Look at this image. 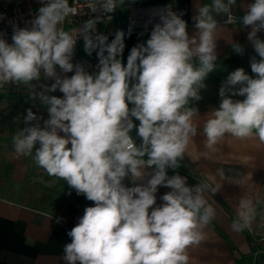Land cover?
Returning a JSON list of instances; mask_svg holds the SVG:
<instances>
[{"label":"clouds","instance_id":"1","mask_svg":"<svg viewBox=\"0 0 264 264\" xmlns=\"http://www.w3.org/2000/svg\"><path fill=\"white\" fill-rule=\"evenodd\" d=\"M39 3L30 27L12 25L11 43L0 33V86L28 85L42 77L54 81L33 94L46 106L48 118L27 109L25 126L12 142L18 155L31 156L49 176L93 202L67 232L71 242L63 246L65 264H189V250L204 241L216 209L204 195L208 184L190 186L186 177L168 170L179 167L197 131L193 117L198 110L187 105L201 99L199 90L217 67L220 26L215 16L226 15L236 24L231 8L237 0L198 5L192 17L197 35L191 37L182 12L170 5L157 10L153 16L159 22L146 42L131 48L126 65L123 30L117 29L109 42L108 35L96 33L100 16L68 29L69 18L78 13L74 4ZM124 4L94 0L90 9L111 14ZM239 20L250 29L254 75L240 67L222 82L219 106L203 126L205 146L212 151L229 134L264 143V40L258 35L264 32V0L248 4ZM80 38L89 56L96 51L98 71L89 73L82 62L73 63ZM232 47L245 54L241 44ZM57 90L62 97L47 94ZM160 187L170 191L157 203ZM255 218L253 200L242 196L231 227L243 232Z\"/></svg>","mask_w":264,"mask_h":264},{"label":"crops","instance_id":"2","mask_svg":"<svg viewBox=\"0 0 264 264\" xmlns=\"http://www.w3.org/2000/svg\"><path fill=\"white\" fill-rule=\"evenodd\" d=\"M33 1L38 11L41 6L39 0ZM252 2L254 0H237L231 14L243 16L247 5ZM167 3L173 5L175 12L183 13L182 19L187 22L191 37L197 35L192 19L197 14V6L210 3V0H125L124 6L118 8L116 21L110 24L112 31L121 29L127 33L123 52L125 65L131 48L139 42H146L148 31L159 22V17L153 16V13ZM215 18L220 26L216 63H248L245 58L254 52L247 39L250 29L242 23L228 24L226 15ZM129 27L132 29L130 35ZM258 35L264 40V32ZM108 37L109 42L114 38ZM234 43L245 48L244 55L235 53ZM77 62H82L89 73L98 71L96 51L89 56L84 51V44L75 48L73 63ZM53 82L43 78L24 85L18 92L24 97V103H19L18 96L12 93L7 97L5 116L0 120V264H65L63 246L71 242L67 232L84 214L66 215L68 197L54 189L59 179L39 168L31 156L18 155L12 142L15 132L22 127L12 120V109L17 106L23 107V110L27 106L30 108V101L33 109L46 111L38 95L33 98V94L42 92V85L50 86ZM47 94L63 96L58 90ZM215 108L218 107H195L198 115L193 117V123L197 131L190 137L184 158L178 161L180 174L187 173L195 179L194 185L187 181L190 186L209 185L204 195L216 209L215 219L205 229L204 241L189 250V264H252L249 241L241 232H235L231 225L242 196L252 199L256 217L264 218V143L255 136L238 139L229 134L216 146L217 151L207 149L203 126ZM228 167L233 170L226 173ZM213 187L217 189L215 193L211 191ZM168 191V188H159L157 203H161L159 197ZM57 218H61L59 223Z\"/></svg>","mask_w":264,"mask_h":264},{"label":"built area","instance_id":"3","mask_svg":"<svg viewBox=\"0 0 264 264\" xmlns=\"http://www.w3.org/2000/svg\"><path fill=\"white\" fill-rule=\"evenodd\" d=\"M70 5L74 4L78 9V13L71 16L65 25L66 28L71 29L73 27H81L84 22L89 19H94L96 16H100L101 20L96 24V33H103L108 36H114L115 31L110 29V24L114 23L117 19L118 9L111 14H104L103 12H92L91 6L94 0H69ZM171 6L175 12L172 4L167 3L162 8ZM37 13L33 0H0V14H3L4 19L0 20V33H6V39L11 43L12 25L16 24L19 27H30V21ZM111 16V19H108ZM233 16V15H232ZM237 19V23H241L237 16H233ZM242 17V16H241ZM228 24H232L227 19ZM126 33V32H125ZM151 30L148 31L150 36ZM127 34V33H126ZM84 44L82 38L78 39L76 47ZM75 47V48H76ZM43 79V77L41 78ZM24 84L8 83L2 87H8L13 91H20ZM124 183L128 185L130 182L126 178ZM264 218H255L251 227L245 229L244 232L248 237L251 252L250 258L252 264H264Z\"/></svg>","mask_w":264,"mask_h":264},{"label":"rangeland","instance_id":"4","mask_svg":"<svg viewBox=\"0 0 264 264\" xmlns=\"http://www.w3.org/2000/svg\"><path fill=\"white\" fill-rule=\"evenodd\" d=\"M216 65L217 67L213 72H216V70H218L219 72L216 74V76H213L214 73L211 72L210 73L211 75H208L206 77L204 81L205 87L199 90V95L201 96V99L198 101L195 99H190L187 107L189 108H195V107L200 108V107H210V106L218 107L220 103V97L218 94L219 88L221 87L222 82L226 80L227 76L237 68L242 67L245 69V72L247 74L254 75L251 72L250 63L219 61L218 63H216ZM12 93H14V91L11 90L10 88L0 86V120H2L3 116H5V107L8 104L7 97L12 95ZM233 99H243V97H233ZM28 104H30V108L32 109L33 105L31 104L30 101ZM24 110L23 107H18V106L12 109L11 111L12 120H14L19 124ZM241 233L248 240L246 233L244 231Z\"/></svg>","mask_w":264,"mask_h":264},{"label":"trees","instance_id":"5","mask_svg":"<svg viewBox=\"0 0 264 264\" xmlns=\"http://www.w3.org/2000/svg\"><path fill=\"white\" fill-rule=\"evenodd\" d=\"M253 55H256V53L255 52H252L250 55H248L245 58V60L248 63H250V57L253 56ZM80 57L82 58L83 56L80 55ZM257 59H259L258 56H257ZM218 72H219L218 70H216V72H213L214 73L213 76H216V74ZM208 75H211V74L209 73ZM14 92H15V95L18 96L17 99H18L19 103H24L25 99H24L23 96H19L18 95V92L19 91H14ZM27 109H29V108L28 107L25 108V110L23 111L22 117H21L20 123H21L22 127L25 126L23 124V119H24V116L26 115V110ZM31 110L35 114H37L38 116H43L45 119L48 118L47 111H42L41 112V110L33 109V108ZM33 123H35V122H33ZM134 123L138 125L139 121H135L134 120ZM41 124H42V121H41ZM130 134L136 140L137 145H139L140 139L136 136L135 129H133V131ZM145 159H147V157H145ZM230 170H233V168H230V167L226 168V173H229ZM176 173H178L179 175H181L183 177H186L187 178V181L191 185H194L195 184V179L192 176L188 175L187 173L185 175H182V173L180 174V171L178 169H175V171H173L172 169H169L168 170V174L169 175H173V174H176ZM54 189L57 190V191H59L60 193H62L66 197H68V204H67V208H66V211H65V214L66 215L67 214H71V213L84 212L85 207L93 206V202L88 201L83 195L78 196L76 194V192L74 190H71L69 188V186L63 180H58V182L56 183ZM69 192H71V195L68 194Z\"/></svg>","mask_w":264,"mask_h":264}]
</instances>
